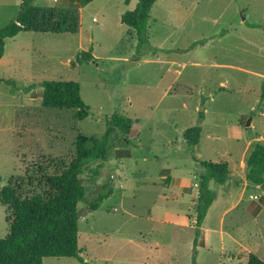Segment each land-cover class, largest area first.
I'll list each match as a JSON object with an SVG mask.
<instances>
[{
    "label": "rangeland",
    "instance_id": "1",
    "mask_svg": "<svg viewBox=\"0 0 264 264\" xmlns=\"http://www.w3.org/2000/svg\"><path fill=\"white\" fill-rule=\"evenodd\" d=\"M22 1L0 0V29ZM137 1L93 0L79 9L77 32L25 31L5 40L0 78L13 82H0V190L39 166L71 161L78 134L102 139L108 118L122 113L133 119L131 130L111 136L94 182L92 166L83 174L88 200L106 181L113 189L97 210L78 205L83 262L44 258L43 264H194L195 226L164 224L165 205L186 210L191 199L179 193L173 202L164 193L177 191L181 177L197 175L198 186L199 160L228 162L231 179L210 182L217 198L202 228L214 231L203 232L195 264H246L250 253L264 260V212L258 217L264 190L245 177L252 144L264 142V0H158L141 47L136 30L122 21ZM35 4L63 8L79 0ZM89 49L94 59L73 66ZM56 80L80 84L87 118L42 106V82ZM198 124L200 142L191 146L183 133ZM10 219L0 200V237L9 234Z\"/></svg>",
    "mask_w": 264,
    "mask_h": 264
},
{
    "label": "trees",
    "instance_id": "2",
    "mask_svg": "<svg viewBox=\"0 0 264 264\" xmlns=\"http://www.w3.org/2000/svg\"><path fill=\"white\" fill-rule=\"evenodd\" d=\"M93 0H79L78 5L57 8L38 6L35 0H23L18 15L0 29V59L4 55L5 40L20 32H77L79 9ZM158 0H138L133 10L122 15V21L137 32L141 47L147 43L145 24ZM94 59L92 49L79 53L72 65L82 64ZM0 82L12 84L13 80L0 78ZM27 93L30 87L24 88ZM261 99H264V84ZM41 104L44 107L75 110V118L85 119L90 107L80 94V84L76 81L42 82ZM204 110L199 111L200 122ZM134 121L122 113H114L107 120V129L102 139L78 134L75 156L69 162L54 160L46 166H39L27 178L10 180L0 190V200L10 213L9 234L0 237V264H43L44 258H75L83 262L82 250L78 243V221L81 217L78 205L86 202L88 211L97 210L104 200L113 194L110 181L100 186L93 200L87 199V189L83 174L90 166L88 179L92 182L100 175L103 163L110 153V138L117 131L128 133ZM202 133L201 124L187 128L184 139L197 146ZM199 196L195 203V238L193 263L197 246L203 237L202 226L217 193L210 188L214 181L224 185L231 179L228 162L199 160ZM246 180L264 190V142H255L245 159ZM53 168L52 172L49 170ZM242 183L234 181L235 186ZM246 264H264L257 255L250 253Z\"/></svg>",
    "mask_w": 264,
    "mask_h": 264
},
{
    "label": "crops",
    "instance_id": "3",
    "mask_svg": "<svg viewBox=\"0 0 264 264\" xmlns=\"http://www.w3.org/2000/svg\"><path fill=\"white\" fill-rule=\"evenodd\" d=\"M177 180H179L178 181L179 183L174 184L175 188L177 189V191H173V192H169L168 191L167 194L164 193L165 196L167 198L171 197V199L173 200V197H175V195H177L179 193H181V194H186L187 193L189 195L190 199H191V201H190V206L191 207H190V209L182 210V209H179L178 205H165L164 206V224L168 225L170 227H179L181 229H183V228H192V227L194 228V222H195V216H196V213H195V210H194L195 203H196L195 198L197 199L198 194H199L198 186H197V184H198L197 175H195L191 179H189L188 176H187L185 179L183 177H181V178H179ZM185 187H188V188H185ZM176 198H177V196H176ZM173 202H176V201L173 200ZM178 204H179V202H178ZM228 210H229V208L223 210V213H221V215H220V224H222L223 216ZM263 212H264V205L262 206V209H261L258 217H260ZM202 230H203V232L204 231L206 232V230H208V229L207 228H205V229L202 228ZM220 230H221L220 231L221 233H224V230L221 227H220ZM208 231L209 232H213L214 230H208ZM168 259H169L170 263H174L176 261L175 255H169Z\"/></svg>",
    "mask_w": 264,
    "mask_h": 264
},
{
    "label": "water",
    "instance_id": "4",
    "mask_svg": "<svg viewBox=\"0 0 264 264\" xmlns=\"http://www.w3.org/2000/svg\"><path fill=\"white\" fill-rule=\"evenodd\" d=\"M251 125V119H249L248 121H247V123H246V126H250ZM198 196H199V194H198Z\"/></svg>",
    "mask_w": 264,
    "mask_h": 264
}]
</instances>
